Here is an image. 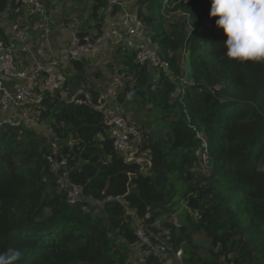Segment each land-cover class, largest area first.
Returning a JSON list of instances; mask_svg holds the SVG:
<instances>
[{
	"label": "trees",
	"instance_id": "1",
	"mask_svg": "<svg viewBox=\"0 0 264 264\" xmlns=\"http://www.w3.org/2000/svg\"><path fill=\"white\" fill-rule=\"evenodd\" d=\"M87 1L95 38L103 33L102 12L115 15L126 0ZM210 4L136 0V16L168 68L138 64L120 48L104 66L126 80L114 99L124 117L128 109L144 111L142 129L165 126L157 136L139 129L137 158L146 173L115 151L102 92L89 85L86 97L70 89V82L74 89L84 83V59H67L74 75L36 108L49 142L22 125L0 131V252L20 250L16 264H132L119 239L141 244V264H167L151 250L160 246L179 254L180 264H264V64L223 55L227 37L209 16ZM16 6L0 0L4 43L1 17ZM87 31L76 32L81 43ZM186 52L191 84L184 82ZM47 157L66 162L82 200L67 202ZM89 200L101 205L100 215ZM135 220L148 244L137 239Z\"/></svg>",
	"mask_w": 264,
	"mask_h": 264
},
{
	"label": "built area",
	"instance_id": "2",
	"mask_svg": "<svg viewBox=\"0 0 264 264\" xmlns=\"http://www.w3.org/2000/svg\"><path fill=\"white\" fill-rule=\"evenodd\" d=\"M16 4L17 6L10 10L14 20L9 23L8 41L6 43L0 41V131L4 128H16L21 124L33 125L37 121L36 108L41 105L46 93L52 94L56 89L57 82L47 70L62 60V56H53L45 64L43 62L25 66L20 64L19 56L26 55L29 51L28 27L20 24L15 18L25 11L28 17L41 20L46 17L48 11L44 0H16ZM122 4L120 3L121 8ZM105 37L112 38L113 45L123 52H134L136 63L167 70L168 63L160 59L144 23L136 13L124 8L117 19H109L106 22L103 34L95 38L89 37L86 42L81 43L77 33L72 32L65 58L80 59L100 46ZM113 94V89L108 90L107 99ZM74 100L76 103L83 102L81 97ZM100 108L106 117L108 133L113 140L115 151L139 162L137 158L141 143L139 130L115 108L107 107L106 104ZM202 158L205 159L206 156L202 155ZM46 160L50 165V171L57 177V186L66 192L67 202L74 204L79 201L82 194L80 189L68 180L66 162L51 157H47ZM135 229L137 239L142 244H148V233L139 220H135ZM151 250L160 258L167 255L163 246Z\"/></svg>",
	"mask_w": 264,
	"mask_h": 264
},
{
	"label": "crops",
	"instance_id": "3",
	"mask_svg": "<svg viewBox=\"0 0 264 264\" xmlns=\"http://www.w3.org/2000/svg\"><path fill=\"white\" fill-rule=\"evenodd\" d=\"M44 1L47 5V11H48L45 18L38 20L35 18L28 17L25 14V11H22V13H20L15 18V20H17L20 24L28 27L27 33H28L29 51L26 55L19 56L18 58L19 62L24 66L31 65L33 63H40V62H43V64H45L46 62L49 61L50 57L62 56V60L60 63H66L68 69L67 73L68 74L71 73L72 75H74L73 74L74 71L72 70L68 62L69 59L67 60V58H65V54L69 46L70 34L72 32H75L76 30H80L83 27H87L88 28L87 32L90 36L92 35L93 37L97 35L94 25L88 22L90 9L88 12L89 13L88 17H86L84 20L79 21L72 18L71 21H73V23H69L67 19L65 21H62L61 20L62 18L60 19V17L66 14L69 15L71 12L76 13L77 10L73 4H78L82 0H61V1L44 0ZM85 3H88V5L86 6L84 5V8H82V12L86 10L85 8H90L89 1L86 0ZM125 3L122 4V8L115 15H112L110 13V10H106L104 13L102 12V15H104L103 27H102L103 32H104L105 24L109 19H117L121 15ZM11 17L12 20H14L12 14ZM11 17L10 16L7 17V15L1 17V19H3L1 20V26L7 36H9L10 34L9 23L11 21ZM40 25H42V28H40ZM118 48L119 47L113 45L112 38L105 37V39L102 41L100 46L96 47L92 52L80 58V59H84L85 81H87L88 86L93 85L101 91L102 80L106 81V79L104 78V75L101 76L102 74L100 73L104 70V66L106 63L112 62L114 58L118 57L117 55ZM99 67H100V71L99 69H97ZM96 69L97 71L94 72L93 70ZM47 71L49 74L55 77L58 83H60L61 75L57 72L56 68L51 67L48 68ZM45 74H47V72ZM90 74L94 75L93 81L89 79ZM107 91L104 92L103 97L107 95ZM106 101H107L106 102L107 107L110 106L108 105L109 98Z\"/></svg>",
	"mask_w": 264,
	"mask_h": 264
},
{
	"label": "clouds",
	"instance_id": "4",
	"mask_svg": "<svg viewBox=\"0 0 264 264\" xmlns=\"http://www.w3.org/2000/svg\"><path fill=\"white\" fill-rule=\"evenodd\" d=\"M210 17L227 37L224 56L239 62L264 64V0H211ZM18 249L0 252V264H16Z\"/></svg>",
	"mask_w": 264,
	"mask_h": 264
},
{
	"label": "rangeland",
	"instance_id": "5",
	"mask_svg": "<svg viewBox=\"0 0 264 264\" xmlns=\"http://www.w3.org/2000/svg\"><path fill=\"white\" fill-rule=\"evenodd\" d=\"M61 1V0H60ZM86 2V0H82L80 3H78V4H73L74 5V7L76 8V13H74V12H71L69 15L68 14H66V15H64V16H62V17H60V19L62 20V21H65L66 19H67V21H69V23H73V21H71V19L72 18H74L75 20H84L86 17H88V12H89V9L90 8H85L86 10L84 11V12H82V8H84V5L86 6V5H88V3H85ZM126 2V3H125ZM125 2H123V3H125V5H124V9H129V10H132V12L133 13H136V11H137V6H136V0H126ZM89 5H90V7H91V5H92V1H89ZM81 10V11H80ZM105 12V11H104ZM103 12V13H104ZM67 17V18H66ZM65 18V19H64ZM60 20V21H61ZM90 21V23L92 24V25H94L95 23H96V21L95 20H89ZM90 25V24H89ZM79 30H76L75 32H78ZM89 37H92V35L91 36H89ZM81 58V57H80ZM114 61V60H113ZM112 61V62H113ZM117 61V60H116ZM116 61L113 63L114 65H115V68H118L119 67V65H117V63H116ZM111 62V63H112ZM94 64H95V62H94ZM54 68H56L57 69V72L61 75V78H60V83H58L57 82V80L55 79V77H54V79H55V81L57 82L56 83V89H59V88H61V86H62V84H63V82L65 81V79H68V78H72V74L71 73H67L68 71V69H67V66H66V63H59L58 65H56V66H53ZM97 69H99V71H100V67L99 68H97ZM97 69L96 70H93L94 72H96L97 71ZM102 70V69H101ZM117 70V69H116ZM104 71V72H103ZM100 74H102L101 76H103L104 75V78L106 79V81H103L102 80V86H101V91H102V94L104 95V92H106L107 90H110V89H113V91H114V94L113 95H110L109 96V102H108V105H110V106H108V107H112V108H115L116 110H118V111H122L121 110V107H119L116 103H115V101H114V99H115V95H116V93L119 91V89H121V87H122V82H125L126 80L124 79V77H123V75H119L118 73H117V71H115V72H111L110 70H107V69H104ZM73 72V71H72ZM73 74H74V72H73ZM53 76V75H52ZM93 76L94 75H92V74H90L89 75V79L91 80V81H93ZM71 86H70V89L73 91V92H75L76 93V95L77 94H85V95H88V91L90 90L89 89V86L87 85V81H85L84 80V83L83 84H80L76 89H74L73 88V85H72V83L70 82L69 83ZM64 97V96H63ZM105 97H106V95H105ZM106 100H107V97H106ZM107 102V101H106ZM132 109H135V108H133V107H131ZM119 112V113H120ZM136 112V111H135ZM133 110H131V109H128L126 112H125V117H126V120L130 123V124H132V125H134L138 130L139 129H141V130H147L146 128H143L142 129V119L143 118H145L146 116H145V113H144V111H139V112H136L135 113ZM122 113V112H121ZM120 113V114H121ZM123 116V115H122ZM153 116V115H152ZM124 117V116H123ZM124 117V118H125ZM147 120H149V121H152L153 120V117H151V118H148L147 117ZM169 120H171V119H168L167 121H169ZM22 126H25V127H27L28 129H33V130H35L40 136H44V138H46V140L49 142L51 139H52V137H51V135L49 134V131H48V129H47V127L46 126H44V125H39L38 123H37V121L32 125V124H27V125H25V124H21ZM165 128V126L163 125V124H159L158 125V127H152V129L151 130H147V131H149L150 133H152V134H154V135H159L160 133H163V131H158V130H160V129H164ZM157 130V131H156ZM53 141V140H52ZM55 151L57 152V149H55ZM124 157V159L125 160H129V158L128 157H126V156H123ZM131 160V159H130ZM139 160V163L141 164V166H142V168H143V171L146 173V170H147V163L146 162H144V161H142V160H140V159H138ZM137 161V160H136ZM80 200H82V198H80L79 199V201ZM89 205H90V208H91V210H94V212H96V214L97 215H100L101 214V205L100 204H97V203H94V201L93 200H89ZM173 222L174 223H177L178 224V222H177V220L175 219V217H173ZM115 242H117V245L119 246V247H121V248H127L128 250V254H129V260L131 259V261H132V264H141V260H142V258H143V255H142V253H141V244H137V245H135V246H132V247H127V244H125L124 242H122V240H119V239H117ZM155 248V247H154ZM209 249V244H205V247H204V251H202V254L203 255H206V251ZM167 257V261H168V263L167 264H180V256L177 254L176 256H174V255H164V258H166Z\"/></svg>",
	"mask_w": 264,
	"mask_h": 264
},
{
	"label": "water",
	"instance_id": "6",
	"mask_svg": "<svg viewBox=\"0 0 264 264\" xmlns=\"http://www.w3.org/2000/svg\"><path fill=\"white\" fill-rule=\"evenodd\" d=\"M189 52H186L184 55V62H183V72H184V82L186 84H191L193 79V71L190 65V58Z\"/></svg>",
	"mask_w": 264,
	"mask_h": 264
}]
</instances>
